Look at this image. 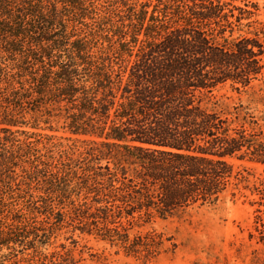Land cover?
Instances as JSON below:
<instances>
[{
    "label": "trees",
    "instance_id": "1",
    "mask_svg": "<svg viewBox=\"0 0 264 264\" xmlns=\"http://www.w3.org/2000/svg\"><path fill=\"white\" fill-rule=\"evenodd\" d=\"M253 14L0 0V264H83L79 238L138 253L156 219L220 201L234 160L264 163L252 122L216 95L264 75Z\"/></svg>",
    "mask_w": 264,
    "mask_h": 264
},
{
    "label": "rangeland",
    "instance_id": "2",
    "mask_svg": "<svg viewBox=\"0 0 264 264\" xmlns=\"http://www.w3.org/2000/svg\"><path fill=\"white\" fill-rule=\"evenodd\" d=\"M229 1L254 11L251 30L264 38V0ZM216 95L220 106L244 114L254 126V138L264 142V75L247 89L226 85ZM234 162L233 183L220 201L156 219L143 236L135 237L138 253L93 238L66 244L83 264H264V163Z\"/></svg>",
    "mask_w": 264,
    "mask_h": 264
}]
</instances>
